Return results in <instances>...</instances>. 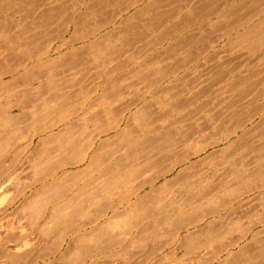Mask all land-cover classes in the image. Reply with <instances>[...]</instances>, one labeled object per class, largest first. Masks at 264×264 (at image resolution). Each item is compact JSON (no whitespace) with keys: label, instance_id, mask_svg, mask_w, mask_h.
<instances>
[{"label":"crops","instance_id":"0c3cea01","mask_svg":"<svg viewBox=\"0 0 264 264\" xmlns=\"http://www.w3.org/2000/svg\"><path fill=\"white\" fill-rule=\"evenodd\" d=\"M42 1L19 0L21 10L49 13L20 21L26 60L10 73L37 74L92 43H169L172 26L188 25L187 0ZM208 18L191 24L216 23ZM89 102L88 112L0 125L1 141L10 140L0 145V195L34 212L33 264H202L184 254L203 250L250 259L230 264H264V113L223 157L217 135L205 146L196 140L194 193L179 197L188 181L174 176L171 147L126 121L123 101Z\"/></svg>","mask_w":264,"mask_h":264},{"label":"rangeland","instance_id":"374dc122","mask_svg":"<svg viewBox=\"0 0 264 264\" xmlns=\"http://www.w3.org/2000/svg\"><path fill=\"white\" fill-rule=\"evenodd\" d=\"M29 1L43 5L42 0ZM243 2L245 7L238 6ZM20 5L19 0H0V125L26 115L40 124L38 120L52 113L88 112L89 101H123L126 121L155 131L156 146L171 147L174 176L188 181L178 187L181 197L194 193L196 140L205 146L211 133L217 135L223 157L229 144L242 137L244 126L264 113V65L259 64L264 56V0H187L188 25L172 26L176 39L169 43H92L90 50L49 59L52 66L29 75L8 72L9 66L18 69L26 60L19 57V24L49 11L21 10ZM227 5L235 9L227 10ZM228 13L233 14L229 24ZM200 16L216 23L191 24L201 22ZM18 204L0 195V264L36 261V244L26 239H33L40 226L28 216L34 212ZM216 253L186 251L184 261H250Z\"/></svg>","mask_w":264,"mask_h":264},{"label":"bare ground","instance_id":"6f19581e","mask_svg":"<svg viewBox=\"0 0 264 264\" xmlns=\"http://www.w3.org/2000/svg\"><path fill=\"white\" fill-rule=\"evenodd\" d=\"M20 107L22 108V105H21ZM21 108H20V110H21ZM25 111H26V110H25ZM25 113H27V112H25ZM16 133H18V132H16ZM17 135H18V134H17ZM17 135H16V136H17ZM8 137H10V136H8ZM9 139H10V138H9ZM3 140H5V139H3ZM7 141L9 142L10 140H6V142H7ZM6 142H5V141H4V142H3V141H1V143H2V144H0V145H3V146H4V144H3V143H5V144H6Z\"/></svg>","mask_w":264,"mask_h":264}]
</instances>
